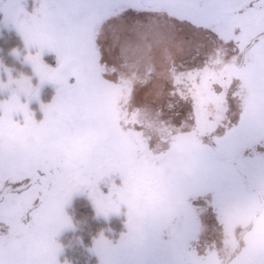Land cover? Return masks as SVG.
<instances>
[{"label": "rangeland", "instance_id": "rangeland-1", "mask_svg": "<svg viewBox=\"0 0 264 264\" xmlns=\"http://www.w3.org/2000/svg\"><path fill=\"white\" fill-rule=\"evenodd\" d=\"M127 3L156 11L119 42H105L116 21L123 22L118 11L110 13L116 20L96 28L86 96L78 117L58 113L62 130L7 118L30 101H43L42 94L50 102L55 90L0 59V99L10 101L5 135L46 162L37 186L40 202L29 197L18 210L0 215V249H23L25 264L33 258L40 264L54 243L64 264L59 240L75 230L68 208L74 198L89 200L97 177L85 170L102 169L121 192V203L111 211L133 210L137 223L159 237V264H264V167L241 164L234 155L244 135L264 141V34L245 26L242 36H234L228 23L215 35L201 30L185 40L183 32L172 31L170 17L180 13L168 0ZM9 30L15 31L0 12V35ZM17 51L21 67L30 69ZM214 84L224 91L231 84L235 99L227 116L224 92L216 95ZM256 153L259 160L264 147ZM79 175L84 180L73 184ZM102 233L113 242L120 238ZM94 238L86 264H99L90 250ZM42 264H55L54 256Z\"/></svg>", "mask_w": 264, "mask_h": 264}, {"label": "snow or ice", "instance_id": "snow-or-ice-1", "mask_svg": "<svg viewBox=\"0 0 264 264\" xmlns=\"http://www.w3.org/2000/svg\"><path fill=\"white\" fill-rule=\"evenodd\" d=\"M169 7H175L180 15L171 16L174 22L172 31L183 32L184 39L194 40L195 34L206 30L213 35L216 28L226 24L233 25V35L242 36L245 26L256 30L257 35L264 34V0L255 4L254 0H168ZM118 11L123 21H116L106 34V43L117 42L132 34L141 22L147 23L146 14H155L156 9H137L129 6L127 0H0V12L4 14L6 26H11L23 41V60L30 65V80L40 86L51 85L55 94L50 102L37 100L42 114L37 118L30 108V101L23 112H12L8 119L22 118V122H31L41 128L62 130L58 113L67 112L78 117L84 102L88 86V57L93 33L97 27L104 28L116 20L110 13ZM203 23L197 24L196 19ZM205 25H210L205 29ZM231 41H229L230 43ZM15 52V49H13ZM224 92L226 105L224 115L232 108L235 96L229 90L224 91L220 84L213 85V92ZM10 101L0 99V215L5 211L18 210L22 202L29 197L33 203H39L42 193L37 187L45 174L44 164L30 151L19 145H13L5 135V105ZM8 111H11L10 107ZM242 147L236 152L235 159L241 164L259 163L264 167V155L256 156L257 146L264 147V141L252 140L242 136ZM248 155H245V152ZM51 172V169H48ZM95 174L97 179L91 191L87 193L96 216L107 219L112 214L122 215L125 231L113 242L101 232L94 238L90 249L99 258V264H159L156 259V242L159 237L151 230L137 223L133 210L113 213L121 203V192L112 185L114 176L104 175L102 169H86L84 175ZM84 175L73 176L71 182L79 184ZM239 179L243 180V173ZM35 193V195H33ZM58 260L57 246L53 243L41 257L40 264L49 255ZM23 249L7 253L0 249V264H25ZM32 264H37L33 258ZM67 264V261L64 262Z\"/></svg>", "mask_w": 264, "mask_h": 264}, {"label": "trees", "instance_id": "trees-1", "mask_svg": "<svg viewBox=\"0 0 264 264\" xmlns=\"http://www.w3.org/2000/svg\"><path fill=\"white\" fill-rule=\"evenodd\" d=\"M23 47L22 39L14 30L4 31L0 35V59L7 66L18 68L24 74L30 76V69L22 66L14 57L12 50H21ZM43 101L47 102L50 95L42 94ZM37 118L40 113L37 110V103L30 104ZM72 222L75 224V230L71 233H65L59 240L62 246L64 257L71 264H86L89 257L88 249L92 245V238L100 232H104L109 237L118 238L125 231L124 218H111L110 221H104L97 218L94 209L91 207L89 200L85 198H74L68 208Z\"/></svg>", "mask_w": 264, "mask_h": 264}, {"label": "crops", "instance_id": "crops-1", "mask_svg": "<svg viewBox=\"0 0 264 264\" xmlns=\"http://www.w3.org/2000/svg\"><path fill=\"white\" fill-rule=\"evenodd\" d=\"M15 51H17V49H15ZM21 51H22V54H20V52H19V54H20V56H21L20 58H23V55H24V54H23V50L21 49ZM17 52H18V51H17ZM12 53H13V55H14V51H13V50H12ZM14 56H15V55H14Z\"/></svg>", "mask_w": 264, "mask_h": 264}]
</instances>
